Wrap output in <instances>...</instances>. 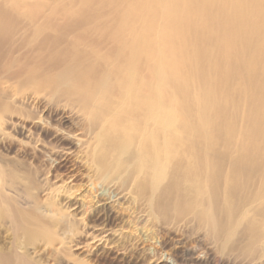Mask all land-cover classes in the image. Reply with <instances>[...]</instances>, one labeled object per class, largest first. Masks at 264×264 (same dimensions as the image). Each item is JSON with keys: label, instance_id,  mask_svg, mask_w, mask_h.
I'll return each mask as SVG.
<instances>
[{"label": "bare ground", "instance_id": "obj_1", "mask_svg": "<svg viewBox=\"0 0 264 264\" xmlns=\"http://www.w3.org/2000/svg\"><path fill=\"white\" fill-rule=\"evenodd\" d=\"M142 217L264 264V0H0V264H135Z\"/></svg>", "mask_w": 264, "mask_h": 264}, {"label": "rangeland", "instance_id": "obj_2", "mask_svg": "<svg viewBox=\"0 0 264 264\" xmlns=\"http://www.w3.org/2000/svg\"><path fill=\"white\" fill-rule=\"evenodd\" d=\"M67 185H69V184L67 183ZM70 185H72V184H70ZM146 221H147V219L146 218L144 219V217H142V218H140L138 220V222H139L137 224L138 227L137 226L135 227L138 230H135L137 233L135 232V236L134 237L127 236L125 238H121L120 240H118V242L115 243V244H118V245H123L124 243L128 242L127 244H130L132 249H131V252L128 255L132 256V259L135 261V264H153V258H152L153 257V247L158 242H156L157 241V237L153 236V233H152V231H150V229L148 227V224H146L147 223ZM96 223H98V222H96ZM120 224L124 225L123 226L124 228L126 227V229H130V226H129L128 222L125 223V224L119 222V223H117L115 225H117V227L121 228ZM126 229H124V230L126 231ZM132 230H133V228H132ZM1 235L3 236V234H1ZM173 237L174 238H172L171 241H169V244L166 247V248H168V247L169 248L168 249L165 248V250L167 252L164 250L163 255L167 256L166 253H168L170 251L171 253H173V252H174V254L176 253L175 255H176V257H177V259L179 261L178 262L179 264H187V262H189V264H191L192 262H193V264H200V263H197V262L194 263L195 262V258H194L195 255L192 253L193 252L192 250H189V249L194 248L195 251L198 250L197 252L201 251V246H200L199 242L197 241V239L196 238H192V239L186 241L180 236H173ZM193 239H195V240H193ZM43 243H44V241L40 242V244L39 243L38 244H39V246H43L44 245V247H46L45 244H43ZM188 247H189V249H188ZM187 251H189V252H187ZM177 253H178V255H177ZM188 254H190V255H188ZM181 255H183V256H181ZM189 258L191 259L190 261H189ZM117 263L120 264V262H117ZM205 263L206 264H208V263L209 264H223V260H222V258L220 256H213V257H211V259H209V261H207ZM95 264H106V263L103 260H101V261H96ZM202 264H204V262Z\"/></svg>", "mask_w": 264, "mask_h": 264}]
</instances>
